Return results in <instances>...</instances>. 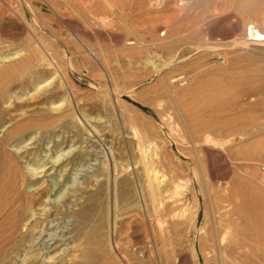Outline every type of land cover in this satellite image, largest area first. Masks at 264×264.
Masks as SVG:
<instances>
[{
    "label": "rangeland",
    "instance_id": "374dc122",
    "mask_svg": "<svg viewBox=\"0 0 264 264\" xmlns=\"http://www.w3.org/2000/svg\"><path fill=\"white\" fill-rule=\"evenodd\" d=\"M248 21L264 27V0H0V138L69 104L81 129H33L6 145L36 198L22 228L37 224L34 242L0 263L26 264V253L71 264L62 211L88 198L106 218L96 259L80 264H212L215 204L229 194L236 263L264 264V44L246 42ZM194 127H210V140Z\"/></svg>",
    "mask_w": 264,
    "mask_h": 264
},
{
    "label": "bare ground",
    "instance_id": "6f19581e",
    "mask_svg": "<svg viewBox=\"0 0 264 264\" xmlns=\"http://www.w3.org/2000/svg\"><path fill=\"white\" fill-rule=\"evenodd\" d=\"M251 1L253 2V0H247V2H250V3ZM246 24L247 25L245 28L246 29L245 33L247 32V27H249L251 30H255L257 37L260 38L262 40L261 43L264 44V27H259L258 25H255L251 21H248ZM20 52L22 54V51ZM6 57H3L1 60L7 61L9 59H13L14 57L16 58V56H12L8 58ZM8 65H14V64L9 63ZM61 89L63 90V88ZM55 93L56 91H51L48 94H46L45 92L43 99L48 100L52 96H54ZM73 110L74 109L72 105L69 104L64 110V113L66 114H63L62 117L60 118H54V119L52 118L51 120H47V119H37V117L36 118L32 117L26 120H20V121L18 120L17 122H12L10 125H8L5 128L4 134L0 138V262H3V260L6 259L5 257L10 258L9 260H11L13 257H11L10 255L13 252L20 254L21 251H25L26 242H29V243L34 242L32 231L34 229L33 227H35L37 224V221H36V223L31 225L32 229L22 228L24 225L23 223L24 219H26L27 216L29 215L30 217H33L35 214L34 205L36 202V198H35L34 193L32 192L29 193L25 188L28 179L21 165V162H19L18 160L19 156L17 155L16 157V154H14L13 152L9 151L6 148V145H14V144L16 145L17 142H19L21 138H23V136H25L28 132H31L33 129H40V130L49 132L50 129L56 126H60L61 128L74 127L73 129L74 136L75 135L78 136L81 132V129L75 126L70 120V118H66V115L71 113V111L73 112ZM36 113H39V111H34L33 114H36ZM194 128L195 130L200 131V133H195L196 134L195 136L200 137L204 135L203 138L205 141L210 140V134L213 133L212 130H210V127L207 128L206 130L198 128V127H194ZM231 140L236 142L239 140V138L237 136H234ZM59 144H61V142H54L52 146L58 147ZM80 155L81 154L79 153L78 156L80 157ZM31 162L35 166L36 165L43 166L45 164V163H41L39 159L27 161V163L29 164H31ZM105 169L106 168L98 170L97 171L98 175L99 174L106 175ZM145 173L147 176L148 186L150 188L149 190H150L151 202L153 201L152 204L154 205L156 202V198H154V190H152V184H154L153 183L154 178L150 174V172L147 170V168L145 169ZM197 183L201 190L206 189V179L204 177L198 176ZM101 184H103L102 181H101ZM102 187H100V189ZM36 193L40 197L42 196V194L46 195L47 193H49V189L43 188V189L37 190ZM88 201L89 199L85 198L82 201V204H79V208L76 210L70 209L69 211L67 210L62 211V214H68L72 218V221L70 223V228L68 230V233L70 234L69 238L73 241V248H72L73 255L69 258V260L71 261V264H80L81 261L86 262L90 258H92L93 260V258L97 257L96 254H93V252L96 251L95 249L98 244V241L96 242L95 240V236H96L95 229L96 228L102 229L104 227V224H105L104 219L106 218V211H105L103 204L101 203L100 205L97 206L98 211H99L97 213H99V215L97 217H93V214L91 215L90 212L92 211V208L96 204H94V202L92 201L90 202ZM44 209L42 208L41 211H43L44 212L43 215L47 217L49 214V211H45ZM235 210H236L235 204L234 202L230 200L229 194L222 196V198L215 204V218H214L212 229L210 230L208 234V241L210 242V245L213 251L212 258H211L212 264H237L235 251L237 249L238 237L235 231V225H236L235 217H234ZM28 211L32 213L28 214ZM99 233H100L98 235L99 238L104 235L102 232H99ZM107 240L110 241L109 238ZM114 243L112 245H115ZM90 253L92 255H90ZM93 255H95V257H93ZM24 262L26 264L33 263L32 259H30V256H28V254L26 253L24 254L21 260V263H24Z\"/></svg>",
    "mask_w": 264,
    "mask_h": 264
},
{
    "label": "built area",
    "instance_id": "2783aa9c",
    "mask_svg": "<svg viewBox=\"0 0 264 264\" xmlns=\"http://www.w3.org/2000/svg\"><path fill=\"white\" fill-rule=\"evenodd\" d=\"M245 40H246V42H249V43H252V42H257V43L262 42V40L257 37L256 31L255 30H251L249 27H247V32H246Z\"/></svg>",
    "mask_w": 264,
    "mask_h": 264
}]
</instances>
